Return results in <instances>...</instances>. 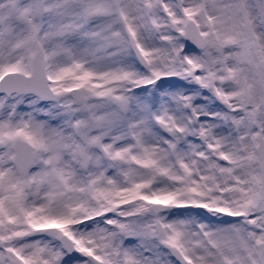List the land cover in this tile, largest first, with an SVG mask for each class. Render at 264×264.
<instances>
[{"label": "snow or ice", "instance_id": "1", "mask_svg": "<svg viewBox=\"0 0 264 264\" xmlns=\"http://www.w3.org/2000/svg\"><path fill=\"white\" fill-rule=\"evenodd\" d=\"M0 264H264V0H0Z\"/></svg>", "mask_w": 264, "mask_h": 264}]
</instances>
